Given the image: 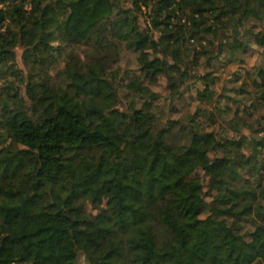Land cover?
<instances>
[{"label": "trees", "instance_id": "1", "mask_svg": "<svg viewBox=\"0 0 264 264\" xmlns=\"http://www.w3.org/2000/svg\"><path fill=\"white\" fill-rule=\"evenodd\" d=\"M254 45L264 0H0V264H264V64L207 69Z\"/></svg>", "mask_w": 264, "mask_h": 264}, {"label": "rangeland", "instance_id": "2", "mask_svg": "<svg viewBox=\"0 0 264 264\" xmlns=\"http://www.w3.org/2000/svg\"><path fill=\"white\" fill-rule=\"evenodd\" d=\"M127 4H131V3H127ZM22 51H23L22 47H17V60L20 66H24L22 59ZM228 59H229L228 57L221 55L218 61L216 62L214 68L211 67L207 68L209 70H214L213 73H215L218 76V78H220L219 83H222L223 80H226V77L230 76L231 71L232 72L237 70L241 72H244L245 70L253 71L256 67L264 64V53H262L261 50L254 45L253 48L248 47V50L242 52L240 51L234 55H231L230 59L229 60ZM120 63L126 68H133L134 70L137 69L136 53L130 50H125L120 59ZM200 70L205 71L203 67L200 68ZM165 84H166L165 82L158 83L155 84L153 88L155 90L165 92V87H166ZM25 99H26L25 95H22V101H25ZM197 102H198L197 95L194 96L188 95L187 99L185 100L183 99L177 103L181 109L179 114H185L189 109L194 110L198 105ZM263 111H264V105L255 104V108L246 107L244 114L248 120L258 124L257 119L258 117H260V113H262ZM231 115L232 114H230L229 116ZM246 131L248 132V129H246ZM196 173L204 177L205 181L207 180V175L203 167L198 169ZM89 209L91 210L93 208L89 207ZM79 264H90V263L85 257L82 256Z\"/></svg>", "mask_w": 264, "mask_h": 264}]
</instances>
